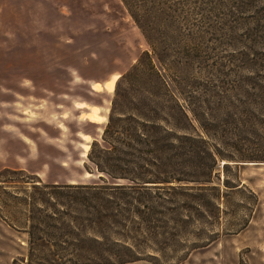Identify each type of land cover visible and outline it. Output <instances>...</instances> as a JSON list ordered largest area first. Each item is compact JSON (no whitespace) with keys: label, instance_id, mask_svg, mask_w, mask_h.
<instances>
[{"label":"rangeland","instance_id":"374dc122","mask_svg":"<svg viewBox=\"0 0 264 264\" xmlns=\"http://www.w3.org/2000/svg\"><path fill=\"white\" fill-rule=\"evenodd\" d=\"M142 51L193 110L198 180L114 198V220L89 225L43 185L100 182L86 147ZM45 212L59 246L34 238ZM50 251L94 257L61 264H264V0H0V264Z\"/></svg>","mask_w":264,"mask_h":264},{"label":"trees","instance_id":"16d2710c","mask_svg":"<svg viewBox=\"0 0 264 264\" xmlns=\"http://www.w3.org/2000/svg\"><path fill=\"white\" fill-rule=\"evenodd\" d=\"M156 59L160 67L147 51H142L115 80L106 122L99 138L90 141L86 153L85 167L95 171L100 182L43 185L49 193L64 195L74 203L78 200L91 216L88 217L89 225L101 226L114 220L115 207L111 205L114 198L143 197L151 187L163 185L174 191L186 185H171V182L196 183L198 180L196 166L190 163V158L196 155L193 110L179 100L180 91L165 79L160 59L157 56ZM214 160L211 155L212 164ZM36 199L44 200L40 196ZM103 208L107 212L101 213ZM36 209L44 211L41 207ZM69 222L71 220L66 224ZM57 223L54 212L34 215V238L44 239L47 248L52 244L59 246L62 241L59 235L55 236L57 243L49 242L47 236L50 234L48 228H57ZM87 239L97 243L101 240L95 235ZM78 247L83 248L81 244ZM51 256L47 264H61L62 260L75 263L80 257L88 261L94 258L85 251H70L69 257L51 252Z\"/></svg>","mask_w":264,"mask_h":264},{"label":"crops","instance_id":"0c3cea01","mask_svg":"<svg viewBox=\"0 0 264 264\" xmlns=\"http://www.w3.org/2000/svg\"><path fill=\"white\" fill-rule=\"evenodd\" d=\"M91 86V85H90ZM94 90V89H93ZM85 103V102H84ZM89 105H95L96 106V108H97V113H98V115L99 116H101L102 118H104V116L99 112V109H98V106L96 105V104H86L85 103V106L84 107H77V108H83L84 110H83V112H82V115H83V113L84 112H87L88 111V108H89ZM84 117V116H83ZM85 118V117H84ZM86 119V118H85ZM88 121V120H87ZM88 122H90V121H88ZM90 123H93V122H90ZM93 124H98V123H93ZM80 133H85V132H79V134ZM87 136H88V134L87 133H85ZM80 137H81V134H80ZM89 137V136H88ZM82 138V137H81ZM86 172H88V174L89 173H92V171H86ZM85 172V173H86ZM50 183H81V182H78V181H68V182H56V181H52V182H50ZM85 183H89V182H85Z\"/></svg>","mask_w":264,"mask_h":264},{"label":"bare ground","instance_id":"6f19581e","mask_svg":"<svg viewBox=\"0 0 264 264\" xmlns=\"http://www.w3.org/2000/svg\"><path fill=\"white\" fill-rule=\"evenodd\" d=\"M107 87H109V85H106ZM97 88V87H96ZM87 118L90 119V120H93V121H96L97 120V117L94 115V114H88L87 115ZM86 149H88V147H86Z\"/></svg>","mask_w":264,"mask_h":264}]
</instances>
